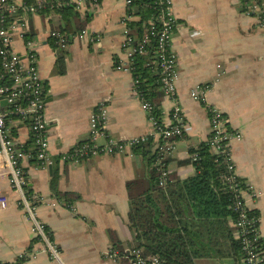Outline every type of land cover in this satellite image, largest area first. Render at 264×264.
<instances>
[{
    "label": "crops",
    "instance_id": "1",
    "mask_svg": "<svg viewBox=\"0 0 264 264\" xmlns=\"http://www.w3.org/2000/svg\"><path fill=\"white\" fill-rule=\"evenodd\" d=\"M40 1L50 0H31ZM261 2L264 7V0ZM84 5L77 11L81 19L87 14V24L73 32L86 29L98 36L96 41L86 37L64 48L53 46L49 31L62 30L64 24L56 9L46 8L25 18L29 28L26 38L35 42L38 69L47 90L45 115L53 164L44 166L27 160L23 165L31 190L40 198L36 216L51 233L60 260L39 252L24 264H128L105 253L110 247H128L137 242L128 222L126 183L149 178L152 144L146 154L143 148H136L77 161L62 159L77 143L89 139L90 115L101 101L108 113L107 133L115 138L139 136L151 130L131 72L116 68L125 59L123 18L128 13L130 21L138 19L137 8L127 7L125 0H99L94 8L88 2ZM242 5V0H173L177 26L172 48L177 55L176 91L184 135L169 153L167 165L169 174L178 179L195 173L190 149H198L209 136L207 106L218 108L227 118L228 127L240 134L231 143V157L238 177L250 189L244 198L259 218L264 253V35L256 18L245 14ZM12 47L17 52L26 51L18 37L13 38ZM197 85H207L204 102L190 96ZM171 106V100L163 96L161 120L166 121ZM9 123L15 139L28 145V126L17 120ZM53 177L59 192L77 195L71 205L54 196L50 187ZM18 200L0 157L2 262L12 263L33 244L35 248L40 246ZM228 223L237 238L234 220L230 218ZM193 261L237 264L231 256L204 255Z\"/></svg>",
    "mask_w": 264,
    "mask_h": 264
},
{
    "label": "built area",
    "instance_id": "2",
    "mask_svg": "<svg viewBox=\"0 0 264 264\" xmlns=\"http://www.w3.org/2000/svg\"><path fill=\"white\" fill-rule=\"evenodd\" d=\"M131 1L125 0L127 7L130 6ZM86 2L88 6L94 8L99 0H50L20 4L14 0H0V99L6 100V104L0 103V157L4 160L10 186L18 194V203L32 223L36 237L35 243L40 245L39 248H35L33 244L32 247L25 249L10 264H24L39 252H46L54 260H60L57 245L50 238L46 226L36 216L40 198L31 190L23 165L27 160H35L44 166L53 164L49 150V123L45 115L47 90L39 73L35 42L26 38L29 28L25 18L46 8L65 5H74L77 10H80ZM242 4L243 12L256 18L258 27L264 35V7L261 0H242ZM153 6L156 12L146 21L145 31L139 39L131 33L128 25L130 15L126 13L124 16L125 38L122 48L125 59L116 65L117 69L131 72L134 87L140 97L142 108L146 112L150 132L129 138H115L110 135L106 130L107 108L101 101L90 115L89 139L77 143L62 156V159L77 161L100 154H118L151 142V167L156 172L157 183L164 187L169 175L167 157L174 149L176 141L184 135V117L176 91L178 68L177 55L172 48V37L177 20L173 13V0H153ZM14 37L22 40L26 51L21 53L14 50L12 47ZM86 37L90 41L98 39V36L90 34L86 29L73 33L61 30L49 31L52 44L61 48L75 39ZM152 40L154 44L152 43L151 58L146 65L158 72V82L163 96L172 102L166 121L158 120L154 115L152 105L145 100L138 89L141 75L135 73V55L147 54V46ZM218 68H222L220 64ZM206 90L207 85H197L191 90L190 96L204 102ZM207 111L210 130L206 143L210 152L219 156L225 167L220 174V179L231 196L230 207L236 213L234 226L245 254L244 260L248 264H263L264 253L259 245V218L246 205L244 195L250 189L238 177L231 157V143L234 139H239L240 134L228 127L227 118L218 108L207 106ZM10 120H17L28 126L29 146L19 143L11 134ZM98 138H102V141L98 142ZM190 159L192 162L196 161L198 153H191ZM54 205L55 203L52 202L51 206ZM105 255L113 260H123L128 264H164L159 256L147 254L143 247L136 245L122 248L110 247Z\"/></svg>",
    "mask_w": 264,
    "mask_h": 264
},
{
    "label": "trees",
    "instance_id": "3",
    "mask_svg": "<svg viewBox=\"0 0 264 264\" xmlns=\"http://www.w3.org/2000/svg\"><path fill=\"white\" fill-rule=\"evenodd\" d=\"M27 3L32 2L27 0ZM131 6L137 8L139 18L129 21L128 25L131 33L139 39L145 31L146 21L155 14L156 8L153 0H132ZM51 9H56L63 18L61 31L73 32L87 24V14L81 19L74 5ZM152 43L154 40L147 46V54L135 55L134 67L135 73L141 75L138 89L160 120L163 92L158 72L146 65L151 58ZM151 144L147 142L137 148H143L146 154ZM190 152H197L198 159L192 162L195 173L189 177L178 179L169 174L163 187L157 183L156 172L151 167L146 181L134 179L126 183L129 200L127 216L136 232L135 245L143 247L147 254L159 256L164 264H194L195 257L204 255L231 256L237 264H248L244 260L241 242L233 236V228L228 223L230 218L235 219L236 213L230 207L231 196L220 179L225 170L220 157L210 152L206 142L198 149H190ZM50 184L54 196L62 198L68 206L77 197L75 193L59 192L55 177ZM49 236L52 238L50 232ZM259 245L263 250L261 239ZM0 264L10 263L0 261Z\"/></svg>",
    "mask_w": 264,
    "mask_h": 264
},
{
    "label": "water",
    "instance_id": "4",
    "mask_svg": "<svg viewBox=\"0 0 264 264\" xmlns=\"http://www.w3.org/2000/svg\"><path fill=\"white\" fill-rule=\"evenodd\" d=\"M0 103L6 104V100L5 99H0ZM49 167H51V166H49Z\"/></svg>",
    "mask_w": 264,
    "mask_h": 264
},
{
    "label": "rangeland",
    "instance_id": "5",
    "mask_svg": "<svg viewBox=\"0 0 264 264\" xmlns=\"http://www.w3.org/2000/svg\"><path fill=\"white\" fill-rule=\"evenodd\" d=\"M17 44H19V42H17Z\"/></svg>",
    "mask_w": 264,
    "mask_h": 264
}]
</instances>
